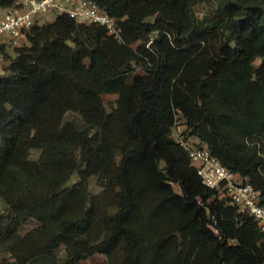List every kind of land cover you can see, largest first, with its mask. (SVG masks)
Wrapping results in <instances>:
<instances>
[{"label": "trees", "instance_id": "trees-1", "mask_svg": "<svg viewBox=\"0 0 264 264\" xmlns=\"http://www.w3.org/2000/svg\"><path fill=\"white\" fill-rule=\"evenodd\" d=\"M15 0H0L9 8ZM121 37L65 15L34 25L0 74V264H148L146 229L167 222L181 264H263L264 233L251 216L205 187L179 140L195 139L259 192L264 205V80L210 82L227 70L248 33L264 65V0H97ZM200 5L212 13L202 14ZM151 18V19H150ZM219 29L207 75L180 85L202 37ZM141 70L142 73H136ZM116 95L106 107L104 96ZM184 123L175 140L176 120ZM76 176V181H72ZM96 177L111 190L100 233ZM176 186V188H175ZM38 226L19 230L28 220ZM149 245V246H148ZM185 248V249H184ZM149 249V250H148Z\"/></svg>", "mask_w": 264, "mask_h": 264}, {"label": "built area", "instance_id": "built-area-1", "mask_svg": "<svg viewBox=\"0 0 264 264\" xmlns=\"http://www.w3.org/2000/svg\"><path fill=\"white\" fill-rule=\"evenodd\" d=\"M46 14L53 18L65 15L77 24L98 25L107 35L116 39L121 37L118 19L102 9L97 0H15L0 14V66L6 63L7 54L14 47L27 42L30 29L42 23ZM179 141L187 150L201 183L215 190L241 213L251 216L257 229L264 233V205L260 202L259 192L223 166L206 145L195 139Z\"/></svg>", "mask_w": 264, "mask_h": 264}, {"label": "rangeland", "instance_id": "rangeland-1", "mask_svg": "<svg viewBox=\"0 0 264 264\" xmlns=\"http://www.w3.org/2000/svg\"><path fill=\"white\" fill-rule=\"evenodd\" d=\"M200 11L204 13H212V9L208 5H200ZM5 9L0 8V14H2ZM53 15L46 14L43 17V22L52 21ZM151 19V18H150ZM219 37V29H212L208 31L202 37V44L200 51L184 66L182 72L180 73V85L184 88L190 95H194L195 92L192 90V83L190 78L194 76L204 77L207 75L206 62L207 60L216 53L215 40ZM239 53L236 55H231L228 62L227 70L225 72H220V77L218 80H212L211 90L213 92H225L231 87L232 80L237 77H247L253 78V71L257 67L262 69V80H264V65H261V59L259 56L260 44L257 41L256 35L253 33H248L246 39L239 43ZM0 66V74L2 73V68ZM136 73L141 74V70H137ZM116 95L107 94L104 96V102L106 107L110 110L112 106L115 105ZM183 120L178 118L175 122L174 128L172 130V137L175 140H179L182 137V132L184 130ZM76 176L73 177L72 181H76ZM91 191L94 196L98 197L100 200V209L98 220L92 232L93 237H97L100 233L102 219L107 211V204L112 195L111 190H106L101 186V180L96 177L92 178L90 181ZM176 188V186H175ZM5 212V204L0 199V219ZM38 226L35 220L26 221L19 232L22 234ZM167 222H161L154 224L146 229V239L147 244L156 243L155 251L153 257L149 258L148 264H181L182 254L177 252L176 242L173 238H168L170 229ZM149 246V245H148ZM185 249V248H184ZM149 250V249H148ZM71 254V248L69 245H63L57 250L52 251L49 256L50 260L46 264H56L58 260L68 257ZM78 264H111L108 258L102 254H95L94 256L79 262Z\"/></svg>", "mask_w": 264, "mask_h": 264}]
</instances>
